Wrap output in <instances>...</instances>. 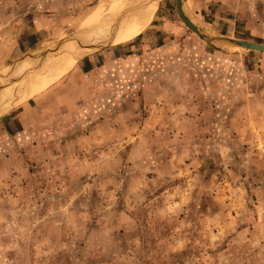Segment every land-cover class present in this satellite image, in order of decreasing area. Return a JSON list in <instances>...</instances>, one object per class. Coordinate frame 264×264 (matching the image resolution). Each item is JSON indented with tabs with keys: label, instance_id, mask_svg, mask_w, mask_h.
Here are the masks:
<instances>
[{
	"label": "rangeland",
	"instance_id": "1",
	"mask_svg": "<svg viewBox=\"0 0 264 264\" xmlns=\"http://www.w3.org/2000/svg\"><path fill=\"white\" fill-rule=\"evenodd\" d=\"M112 1L0 0V264H264V51L175 0L110 43L85 29ZM223 3L235 31H201L264 43V0ZM64 44L73 66L21 97Z\"/></svg>",
	"mask_w": 264,
	"mask_h": 264
},
{
	"label": "bare ground",
	"instance_id": "2",
	"mask_svg": "<svg viewBox=\"0 0 264 264\" xmlns=\"http://www.w3.org/2000/svg\"><path fill=\"white\" fill-rule=\"evenodd\" d=\"M141 4H143L142 0L141 1H139V0H113L111 2L110 6L108 7V10H107V12L110 13V18H108V17L104 18V19H102L104 21L103 23L98 24L95 27L85 29V30H87L88 32L90 31V34L92 32L98 36H103V34L105 35V33H107L108 30L113 27L115 21L118 19L117 15L114 18L115 12L117 11L118 13H120L119 10L123 11L125 9L126 10L130 9L132 12L127 14L126 16H124L122 19H120V22H118V24L116 23L115 27H117V28L110 38V43L112 40H116L118 42L123 41V40H127L129 37L132 36V34L134 32H127L125 30H132L135 27L138 29L142 25L146 24L149 21L150 16L152 15L153 9L155 7V5L153 3L152 4L146 3L142 6H140ZM136 7H139V8L137 9ZM99 18L100 17L97 18V17L90 16L86 21L89 22L90 20H95V19L98 20ZM113 18H114V20H113ZM105 20H106V22H105ZM92 22H94V21H92ZM79 36H81V35H79ZM82 37H84V36H82ZM84 41H86V40H84ZM72 46L67 45V44L61 45L59 49L55 50L53 52V54L49 55V58L44 61V63H43L44 66L42 65V67L40 69L31 73L30 76L26 80L23 81V83L21 85L23 88L22 89L23 90V93H22L23 97H25V98L31 97L34 94L44 90L46 87H48L49 85H51L52 83L57 81L67 70H69L73 66L74 58H75V55L77 52L75 50L76 49L75 46H73L74 48ZM84 50L85 49H83L82 52ZM45 63H49V64H45ZM21 69H22V67H21ZM16 74H18V73H16ZM10 84H11V82H10ZM10 86L11 85L3 88L2 92L0 93V96H6L7 94H9L7 91L10 90L9 89ZM17 87H19V86L17 85ZM4 107H6V106H4Z\"/></svg>",
	"mask_w": 264,
	"mask_h": 264
},
{
	"label": "crops",
	"instance_id": "3",
	"mask_svg": "<svg viewBox=\"0 0 264 264\" xmlns=\"http://www.w3.org/2000/svg\"><path fill=\"white\" fill-rule=\"evenodd\" d=\"M236 6L237 4H234L230 7H226L225 4L223 3V0H182V7L185 13L187 14V16L199 28L209 30L210 33L215 32V33L227 34L235 31L234 27L238 22L237 18L242 17L241 13L235 12ZM153 12L148 21L149 24L151 22ZM147 27L144 30H146ZM172 27L179 28L178 25L175 22L173 23L172 21L168 22L166 25L163 26L164 30L167 32H174L173 29H171ZM161 33L163 34V32ZM133 38L134 37H131L129 40ZM102 57H104V55L102 56L99 53V55L97 56L94 55V60Z\"/></svg>",
	"mask_w": 264,
	"mask_h": 264
},
{
	"label": "water",
	"instance_id": "4",
	"mask_svg": "<svg viewBox=\"0 0 264 264\" xmlns=\"http://www.w3.org/2000/svg\"><path fill=\"white\" fill-rule=\"evenodd\" d=\"M136 8L138 9L139 7H136ZM175 9H176V13H177L179 19L181 20V22L188 29H190L191 31L196 33L200 38H202L206 41H210L211 39L225 40V41H228L229 43H232V44H234L238 47H241V48L264 51V43L255 42V41H251V40H247V39L229 37L226 35L208 34V33L201 31V29L187 16L185 11L183 10L182 0H175ZM131 12H132L131 10L127 11L123 15V17L126 16L127 14L131 13ZM122 18H120V19H122ZM120 19H117L115 21L113 27L110 29L109 34L107 35L108 37H106V41H110L111 36L113 35V33L115 32V30L117 28V27H115L116 23L118 24V22H120ZM103 40L99 41V40L92 39V40H90V42L86 41V43H87L86 46H94V44H99ZM45 53H47V52H45ZM44 58H45L44 60L39 59V60H36L35 62H32V65L27 70L26 74L24 75L23 81L26 80L30 76L31 73H33L34 71H36L42 67L44 61L47 59L46 54H45ZM23 81H22V83H23ZM22 93H23V90H22V92H20V96H23Z\"/></svg>",
	"mask_w": 264,
	"mask_h": 264
}]
</instances>
